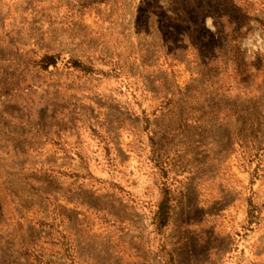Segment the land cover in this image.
Here are the masks:
<instances>
[{"label": "rangeland", "instance_id": "374dc122", "mask_svg": "<svg viewBox=\"0 0 264 264\" xmlns=\"http://www.w3.org/2000/svg\"><path fill=\"white\" fill-rule=\"evenodd\" d=\"M251 31L264 0H0V264H264Z\"/></svg>", "mask_w": 264, "mask_h": 264}, {"label": "trees", "instance_id": "16d2710c", "mask_svg": "<svg viewBox=\"0 0 264 264\" xmlns=\"http://www.w3.org/2000/svg\"><path fill=\"white\" fill-rule=\"evenodd\" d=\"M44 67L52 66L55 61L51 57L44 58ZM172 212V195L169 185H164L161 189V199L156 206V210L152 216V225L157 235H162L167 229ZM164 264H173L172 257L165 259L163 257Z\"/></svg>", "mask_w": 264, "mask_h": 264}, {"label": "clouds", "instance_id": "9594fccd", "mask_svg": "<svg viewBox=\"0 0 264 264\" xmlns=\"http://www.w3.org/2000/svg\"><path fill=\"white\" fill-rule=\"evenodd\" d=\"M205 28L214 32V20L212 17H206L204 20ZM241 50L245 53V58L249 55H254L261 51H264V36L260 32L251 31L248 32L241 40Z\"/></svg>", "mask_w": 264, "mask_h": 264}]
</instances>
